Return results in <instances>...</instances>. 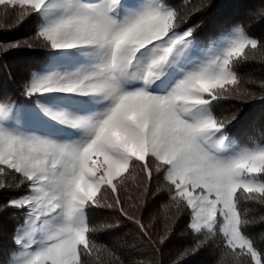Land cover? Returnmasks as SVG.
Instances as JSON below:
<instances>
[{
    "label": "snow or ice",
    "instance_id": "6c2138e0",
    "mask_svg": "<svg viewBox=\"0 0 264 264\" xmlns=\"http://www.w3.org/2000/svg\"><path fill=\"white\" fill-rule=\"evenodd\" d=\"M0 8L18 9L20 22L38 18L36 37L52 65L25 82L34 105L0 106V178L15 181L0 179V190L26 189L0 204V214L23 217L8 264H101V251L125 264L90 238L113 227L89 224V212L105 208L135 225L157 252L186 215L195 243L174 264L213 237L222 251L217 264L226 257L264 264L250 233L264 227V216L241 211L242 200L264 205V143L238 145L227 132L235 116L213 111L233 94L255 98L241 91L234 69L249 59L246 49L260 47L258 38L236 27L202 49L194 28L178 31L182 18L171 0H0ZM68 61L79 66L63 67ZM17 113L36 127L24 128ZM154 173L168 189L170 203L160 210H175L156 239L137 214L146 201L121 197L129 181L146 197Z\"/></svg>",
    "mask_w": 264,
    "mask_h": 264
},
{
    "label": "trees",
    "instance_id": "16d2710c",
    "mask_svg": "<svg viewBox=\"0 0 264 264\" xmlns=\"http://www.w3.org/2000/svg\"><path fill=\"white\" fill-rule=\"evenodd\" d=\"M182 18L180 28H194V42L206 46L211 40L219 39L235 27H242L244 32L253 38H258L260 47L256 50L246 49L249 59L235 66L239 76V88L255 96L237 98L235 94L227 99L214 102V114L218 117L235 119L228 125L229 138L238 145L250 146L264 140V0H171ZM197 9H199L197 11ZM18 9L0 8V106L3 105H34L35 97L28 98L24 94V85L33 72L40 71L48 64L50 50L44 47V41L36 37L38 18L33 15L20 22ZM19 42L21 46L4 47L10 43ZM28 45H31L29 47ZM79 62H66L63 67L75 70ZM23 116L21 114H15ZM69 130H63V134ZM9 184H14L12 176L0 178ZM26 189L0 190V204L7 202L15 195H21ZM132 196L138 204L146 201V205L139 209L143 221L149 227L153 239L163 234L166 223H171L166 217H174L175 210L167 208L161 211V205H167L168 189L161 175L154 173L149 191L145 197L142 187H137L131 181L128 192H121L122 199ZM132 201H125V207ZM241 211L250 219L257 221L264 216V205L255 201L241 202ZM90 226L110 224L113 227L102 232L91 233L90 238L98 245L106 246L115 251L125 264H136L137 260H152L160 264H174L185 249H190L195 243L193 235L187 230L188 218L179 217L174 225V233L160 252L150 241L141 238L137 227L120 216L118 212L109 209H95L88 214ZM23 223L22 214L9 210L0 214V264L5 263L16 245L13 243L14 229ZM256 247L264 252V227L257 224L250 229ZM205 239V237H201ZM213 243L202 248L195 254L189 252L179 264H217L222 255L220 247L213 237ZM101 264H114L104 251H101ZM226 264H234L230 257H226ZM88 264H94L89 260ZM244 264H248L247 258Z\"/></svg>",
    "mask_w": 264,
    "mask_h": 264
},
{
    "label": "rangeland",
    "instance_id": "374dc122",
    "mask_svg": "<svg viewBox=\"0 0 264 264\" xmlns=\"http://www.w3.org/2000/svg\"><path fill=\"white\" fill-rule=\"evenodd\" d=\"M236 28V27H235ZM235 28H233L232 30H230L227 34H231L232 32H233V30L235 29ZM193 42H194V40H193ZM195 43V42H194ZM195 44H197V43H195ZM208 45H206V46H202V49L203 48H206ZM68 62H70V61H68ZM35 100H36V98H35ZM34 104H35V102H34ZM19 120H20V123L23 125V127L24 128H34V127H36V125H34L28 118H27V116L26 115H23V116H19ZM68 134H70V132H67V133H65V135H68ZM259 143H264V140L263 141H259V142H255V143H253L252 145H250V146H253L254 144H259ZM20 225H22V224H20ZM19 249H18V246H16L15 247V250L12 252V254L10 255V257H9V259L5 262V263H1V264H8V262L12 259V257L15 255V253L18 251Z\"/></svg>",
    "mask_w": 264,
    "mask_h": 264
}]
</instances>
